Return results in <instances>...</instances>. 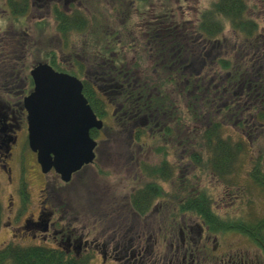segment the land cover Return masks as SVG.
<instances>
[{
    "label": "flooded vegetation",
    "instance_id": "obj_1",
    "mask_svg": "<svg viewBox=\"0 0 264 264\" xmlns=\"http://www.w3.org/2000/svg\"><path fill=\"white\" fill-rule=\"evenodd\" d=\"M69 1L65 0V4ZM245 1L246 14L257 30L243 33L241 37L227 21V29L230 27L234 32L221 37L215 46L230 62L238 64L239 58L242 64L243 60L241 84L230 78L234 73L232 67L227 71L225 130L229 133L224 137L227 156L241 167L240 171H235L238 175L231 176L240 177L245 183L236 190L228 187L218 199H214L211 192L209 201L202 196L200 186L190 185H194L191 179L194 180L196 173L185 174V164L195 171L201 167L194 163L193 154L199 153L201 148L205 152L206 148H197L198 138L203 136H186L191 125L185 126L184 62H190L191 58L185 59L182 45L177 43L180 52L171 59L178 60L169 67L177 76L176 86L169 88L174 101L168 103L170 108L153 109L154 88L152 82L144 78V73L141 74V62L139 65L137 61L126 63L125 55L116 51L113 59L100 55L98 61L88 63L97 69H86L83 81L87 78L93 81L92 97L99 101H96L99 108L90 104L104 125L91 130L97 141L94 163L83 166L69 181H64L55 168L44 172L38 151L31 148L24 99L33 91L34 81L30 71L24 74L23 69H18L19 64L12 62L20 60L22 55L8 58L9 42L24 47L25 18L21 22L20 16H10V6L11 10L1 8L0 17L7 19L0 25V183L11 188V200H15L6 211L5 226L9 227V233L11 231V235L22 242L48 245L67 254L93 253V260L100 257L104 264H264V243L261 245L254 237L264 238V17L256 20L249 16L251 7L248 0ZM258 1L264 6V0ZM151 17L149 13L148 20ZM182 17L184 20L179 19L178 23L190 24L193 29L189 32L199 35L196 30L199 13L191 22L186 20L185 14ZM9 20L12 21L10 27ZM127 32L125 46L130 50L134 32L131 31L132 35ZM68 56L60 59L71 63L72 56ZM119 56H123V62H117ZM144 60V66L152 63L148 57ZM109 61L116 65L114 74ZM168 61L165 59V63ZM204 61L200 64L199 54L192 62L196 74L202 73L201 69L207 65ZM55 67L59 68L58 64ZM210 70L217 80V72L212 71L211 66ZM108 173L112 175L107 177ZM90 175L100 182L99 186H112L104 190L108 197L102 194L103 188L98 189L96 209L83 207L84 195L97 193V187L88 186ZM30 176L39 184L36 202H33ZM93 182L90 181L91 185ZM24 183L31 191L26 203L21 193ZM143 200L151 205L144 212L134 205ZM208 202H211V210L220 216L218 219L207 218L203 212L206 207L201 210H185L184 207ZM91 209H94L92 220L87 216ZM80 212H84L83 217H77ZM2 213L3 217L5 213ZM99 213L105 219L103 216L99 219L100 215L93 219ZM237 215L244 221L239 229L217 223H233L234 220L228 218ZM153 221L159 226L157 235L153 232ZM233 234L239 236L233 237ZM37 238L42 243L37 242Z\"/></svg>",
    "mask_w": 264,
    "mask_h": 264
},
{
    "label": "trees",
    "instance_id": "obj_2",
    "mask_svg": "<svg viewBox=\"0 0 264 264\" xmlns=\"http://www.w3.org/2000/svg\"><path fill=\"white\" fill-rule=\"evenodd\" d=\"M8 1L14 13L18 15L27 13L33 3L32 0ZM99 1L103 2L99 3ZM105 4L109 5L111 3L104 0H76L72 4L73 7L71 6L67 12L62 10L57 3L53 4L57 30L64 39L66 47L70 44L72 48H77L73 44L72 38L75 40H82L83 38L84 45L80 49V55L83 54L82 58H76L71 63L65 62L60 59L61 57L55 50H51L48 53L50 62L55 65L59 64L58 61H62L61 66H58L62 70L84 77L86 69L89 70L90 67L88 63L98 61L102 52L104 53L101 56H109L111 52L118 51L119 45L124 44L123 39H118L123 36L121 30L115 29L113 31L109 27L104 29L106 19L109 23L116 16L115 11L119 12L118 22L119 24L121 21L123 22L124 32L129 31L130 35L134 32L132 38H135V40H132L131 46L137 44L135 41L141 44L146 52V55L142 56H147L148 60L152 61L148 67L149 69L144 71V78L152 82L154 88L153 109L156 107H163L162 109H164L170 108L168 103L174 102L172 91L169 88L171 85L176 86L177 76L170 72L169 67L171 64L177 63L178 58H171L173 56L177 57V53L180 52V45H182L185 59L189 56L191 58L190 62H184L185 126L191 125L187 129L186 136H203L198 138L197 148L199 146L206 148L205 152L199 151V153L193 154L194 163L201 167L205 165L213 174L218 175L223 182H228L227 174L238 175L235 172L238 165L231 162L226 154L227 140L224 134L228 115L225 104L226 94L229 90L226 73L232 67L231 70H234V73L230 78L235 82L238 80L237 83L241 84L243 60L242 64H240L239 58L236 60L238 64L230 62L226 55L221 56L219 53L221 51L217 50L215 46L220 41L219 39L224 37L227 21L231 22V28L241 37L243 33L251 34L257 30L251 21L252 19L246 14V1L214 0L209 7L199 12V21H197L196 27L199 35L194 34L192 31L189 32L193 29L190 24L182 26L178 23L179 19L176 11L172 9L171 0H156V2L154 0H132V3L126 0V3L121 2L120 4H113V6ZM109 7H111V10H104ZM123 10V14H120ZM149 13H152L151 20H148ZM23 35L25 40L27 34ZM9 36L11 37V34ZM187 38H190L191 41L187 42ZM177 43L180 45H177ZM9 45L8 58L15 59L22 55L23 57L20 60L14 61L23 64L26 58L23 45H16L12 42H9ZM196 45L199 47H195ZM209 45L211 48L208 49ZM238 52H240L239 49ZM199 54L205 60L204 63L206 61L208 63L202 68L204 72L196 74L192 62L196 60ZM113 58L114 55H112ZM165 59L169 60L168 63H165ZM119 61L123 62V56H119L117 62ZM140 62V59H138L137 65ZM210 66L212 71L217 72V80L211 76L213 74ZM93 67L95 69V66L90 67V69L92 70ZM21 68V66L18 67V69ZM137 72L141 73L140 71ZM90 80L87 78L84 82V93L93 108L98 109L99 106L96 102L98 100L95 96L92 97L94 94L92 90L93 81ZM196 86L200 88L196 90ZM103 112L107 113L106 110ZM204 121L206 122L203 126ZM196 124L202 126H195ZM240 168L237 170L240 171ZM209 191V188L202 191V196L207 197V201L211 198V192ZM22 193L28 196L26 188L22 189ZM134 205L142 212L151 206L145 200L136 202ZM210 206L211 202L184 205L185 210H201L206 207V211L212 213L218 219L220 216L213 212ZM1 213L0 201V220ZM242 222H244L242 219H237L233 221V224L239 229ZM254 237L258 238L259 243L263 245L264 242L261 243L260 240H264V238L258 235H254ZM0 264H90V261L87 257L70 255L44 245L8 242L0 246Z\"/></svg>",
    "mask_w": 264,
    "mask_h": 264
},
{
    "label": "rangeland",
    "instance_id": "obj_3",
    "mask_svg": "<svg viewBox=\"0 0 264 264\" xmlns=\"http://www.w3.org/2000/svg\"><path fill=\"white\" fill-rule=\"evenodd\" d=\"M74 1H76V0H71V1H69V3L66 2V4H65V0H61L62 3L58 2L56 0H34L33 7H31V10L27 14L28 17L25 20V28H23V34H25V33L27 34V37L24 40V42H25L24 50H25L26 58H25V61L23 64H19V67L20 66L22 67L21 69L24 70V74H28L30 68H32V66L34 64H36L37 62L41 61L43 59V56L47 55L49 50H56L57 54L61 57L66 58L68 56L69 51L67 50V47H65L61 42V39H60L61 34L58 32L57 29H55L56 22H55V19H53V17H52L50 6L53 2L57 3L62 10L67 12L71 6L73 7L72 4ZM104 1H108L109 3H111L109 5L105 4L107 6H111V5L113 6V4H120L121 2L126 3L125 0H104ZM154 1L156 2V0H154ZM213 1L214 0H201V1L200 0H171V6H172V9L176 11L178 19H180V21L184 20V17H182V15L185 14L186 20H188V22L189 21L191 22V21H194L198 18V13L200 10L209 7ZM101 2H103V1H99V3H101ZM248 3L251 7L248 15L252 16L256 20H262L264 17V13L262 12V9L264 8V6L262 5V3L259 2L258 0H248ZM0 6H1L0 10H1V8H2V10H3V8H5L7 10L10 9L6 0H0ZM110 8L111 7L104 9V10L109 11V10H111ZM123 12H124V10L120 14H123ZM115 13H116V16H114V18H112V20L109 23L106 19V23L104 24L105 25L104 29L106 27H109L113 31L115 29H119L123 32V34H122L123 36L118 38V39H123L124 44L119 45V49H118L117 53H121V54L125 55V62L126 63L134 62V61H137L138 59H140L141 66H143L140 68V70L142 72L141 74H143L144 71H147V69H149L148 66L151 64V63L149 64V62H147L146 63L147 66H144V63H145L144 59L147 56L143 57L142 55H146V52L144 51L143 46L139 43H137L135 46H133L131 48V50H129L128 46H125L126 44H128V37H125L127 31L125 33L124 29L122 28L123 22L121 21L120 24L118 22V16H120L118 14L119 12L115 11ZM8 14H9V11H8ZM6 19H7V17H2V18L0 17V25H2V21L6 20ZM104 19H103V23H104ZM20 21L23 22L24 19L21 18ZM43 21H47L46 24H43L44 23ZM11 23H12V21L9 20L8 21L9 27L11 26ZM231 31H233V30H231L229 27L224 32L223 36H231V34H232ZM72 40H73V44H75L77 47L74 49L71 48V52L74 53L73 59L75 60L76 58H80V57L82 58L83 54L80 55V49L84 45V39L82 38V40L81 39L75 40L72 38ZM207 48L209 49V48H211V46L209 45ZM103 53L104 52H102L101 55H103ZM112 55H114V52H111L109 54V56H105V57L112 59ZM203 60L204 59H202L200 57V63H202ZM12 62L15 65H17L16 61H12ZM108 66L112 69V70H110L112 74L116 73V70H115L116 65H113L112 61L108 62ZM201 72H204V69H201ZM81 78H83V77H81ZM228 133H229V131L227 129L225 132V136L228 135ZM200 151H202V148ZM116 164L118 165V163H116ZM119 166L120 165H118L117 167H119ZM110 170H113V168ZM187 173L188 174L196 173L195 178H194V180L196 182L192 178L191 181L194 182V185L191 183H190V185L197 187V188L200 186L202 188V191H205L207 188H209V190H210L209 192L214 193V194L212 193L214 199H218L219 197L221 198L224 195L225 190L228 187L229 188L233 187L234 190H236V188L242 187V183H245L243 179H240V177H238L236 180H234L232 183H230L231 184L230 186H228L223 181H220L219 178L215 174L213 175V173L210 172L209 169H205L204 167H200V168H197L195 171V169H193L189 165L185 164V174H187ZM107 175H108L107 177H109L112 175V173H108ZM94 177L95 176L90 175L89 180H88L89 181L88 186L89 187L92 186L94 188L97 187V193L92 192L93 194H90V192H88L84 195V198L86 199V202L83 203L84 208L89 209L91 207L92 208L95 207V209H96V206L98 203L97 198L99 196V190L98 189L103 188V190L101 189L103 191L102 194H105L108 197V195L105 193L104 190L107 188L109 189V187H112L108 184L106 186H104V184H100V186H99L98 183H100V182L96 181V179ZM0 179H2L1 170H0ZM109 180L110 179L108 178V181ZM90 181H94L93 182L94 185H91ZM186 181H188V179H186ZM30 184H31V191L33 193V195H32L33 202H36L38 200V198L36 197L37 191L39 189L38 181L35 178H33V176H30ZM188 185L189 184L186 182V186H188ZM4 186H5V189H4ZM10 193H11V188H9L8 186L6 187V183L5 184L0 183V194H1L0 199L2 201L1 207H2V212L5 213L3 215V217L1 218V223L3 222L4 224H6L8 222V216L6 214V211L10 207L11 201H15L14 199L11 200ZM103 198H104V196H103ZM94 202H95V205H94ZM95 212H96V210H95ZM87 213H88L87 216L91 219V214L94 213V209H91ZM104 213H106V212H104ZM99 215H100V217H99ZM83 216H84V212H80L77 214V217H83ZM102 216L105 219V216L101 213L95 214L93 216V219H96L98 217L100 219ZM238 216H240V215H237L236 217H238ZM171 222L172 221L170 220L168 223L169 224L168 225L169 226V233L171 232L170 229L172 227ZM221 223H222L221 225L226 224V222H223V221H221ZM157 224L158 223L153 221V232L156 235H157V232L159 230V226H157ZM3 229L0 231V246L4 245L5 243H8V242H14L13 240L15 238L13 234L11 235V231L9 233L7 225ZM156 235H154L153 239H155ZM233 235H234L233 237L239 236L237 234H233ZM91 237H92V235L89 236V238H91ZM169 238H170V236L168 237V239ZM18 240H20L19 237H17L16 242L20 243ZM257 240L259 241L258 238H257ZM37 242L42 243L39 240V238H37ZM44 246H48V245H44ZM48 247H51V246H48ZM83 255H86V254H83ZM100 263H101L100 257H96L93 264H100Z\"/></svg>",
    "mask_w": 264,
    "mask_h": 264
},
{
    "label": "water",
    "instance_id": "obj_4",
    "mask_svg": "<svg viewBox=\"0 0 264 264\" xmlns=\"http://www.w3.org/2000/svg\"><path fill=\"white\" fill-rule=\"evenodd\" d=\"M34 90L25 96L31 148L44 172L55 168L64 181L94 161L97 146L91 130L103 127L83 93V81L41 62L31 71Z\"/></svg>",
    "mask_w": 264,
    "mask_h": 264
},
{
    "label": "bare ground",
    "instance_id": "obj_5",
    "mask_svg": "<svg viewBox=\"0 0 264 264\" xmlns=\"http://www.w3.org/2000/svg\"><path fill=\"white\" fill-rule=\"evenodd\" d=\"M204 212V215L207 217V218H209V217H211V218H213L214 220H216V217L212 214V213H210V212H207L206 210L205 211H203ZM219 225H221L222 223L221 222H217ZM222 227H225V228H230V227H232V226H236L235 224H233V223H226V224H224V225H221Z\"/></svg>",
    "mask_w": 264,
    "mask_h": 264
}]
</instances>
